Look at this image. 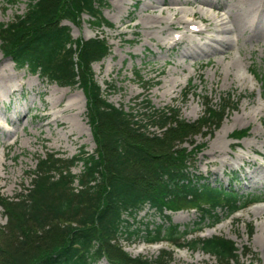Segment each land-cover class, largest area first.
<instances>
[{"label": "trees", "instance_id": "16d2710c", "mask_svg": "<svg viewBox=\"0 0 264 264\" xmlns=\"http://www.w3.org/2000/svg\"><path fill=\"white\" fill-rule=\"evenodd\" d=\"M27 1L22 14L0 22V51L17 69L83 91L95 148L71 157L56 152L38 155L35 168L28 172L30 185L13 197L0 196L6 217L0 226V264H95L101 258L108 264H171L172 249H161L153 257L131 256L119 242L141 232L131 227L146 206L167 222L152 227L147 223V242L166 240L178 248L199 249L217 264H254L240 259L239 248L224 236L188 240L187 230L165 213L194 208L200 228L205 220L219 221L217 209L231 214L258 199L212 186L189 167L197 154L192 137L207 125H220L230 94L218 107L204 102L202 116L192 122L182 119L177 109L151 108L148 101L146 121L133 119L103 97L94 79L92 63L110 51L106 39L74 38L64 23L80 24L87 15L91 27L113 28L102 13L107 0ZM261 96L264 99V82ZM148 124L161 132L149 131ZM243 133L234 135L240 138ZM78 165L79 172H73ZM241 253L246 257L249 249Z\"/></svg>", "mask_w": 264, "mask_h": 264}, {"label": "rangeland", "instance_id": "374dc122", "mask_svg": "<svg viewBox=\"0 0 264 264\" xmlns=\"http://www.w3.org/2000/svg\"><path fill=\"white\" fill-rule=\"evenodd\" d=\"M157 1L160 0H107L102 13L113 28H93L87 22V15L82 16L80 24L64 23L69 25L74 38L98 35L106 39L110 51L100 61L92 63L94 79L103 97L130 113L133 119L146 121L148 101L151 108L177 109L182 119L192 122L202 116L204 102L208 100L218 107L222 97L230 94V102L220 125H207L192 137L194 145H197L194 150L197 154L192 156L189 167L203 176L209 172L215 173L217 182L222 181L225 186L229 179L239 194L256 195L262 200L227 216L217 209L220 222L210 224L205 220L200 230L196 229L200 221L197 211L181 210L168 214L172 223H178L181 230H187V239L221 235L235 242L240 259L264 264V100L260 95L264 82V0H259L263 7L259 11L249 7L244 0H213L216 5H229V17L225 14L224 23L217 27L209 6L204 5L207 10L203 12L197 4L174 0L169 4L172 10H168L167 5L158 3L160 7L155 9V14L163 10L164 16L175 21L176 16L171 15L173 10H182L185 13L184 21L176 23L178 27L171 25L170 28L163 22L148 33L141 15L147 14L151 10L149 7L157 4ZM27 2L0 0V22H8L16 14H22ZM193 11H196L195 16L191 15ZM234 19L247 24L246 31L234 28L230 22H234ZM190 22L206 31L201 35L190 31L184 35V41L173 43L171 34L184 32ZM225 27L235 29L233 34L229 33L230 57L213 52L224 47L210 40V37L228 34ZM171 78L181 83L172 93L161 96L158 93L162 91L161 85ZM8 85L11 88H7ZM63 92L61 103L51 108L50 103ZM14 100L25 101L21 103L23 111L18 117L10 107ZM67 103L75 105L71 110L61 111ZM77 105L84 107L80 114L77 113ZM25 107L29 108L28 111ZM43 108L55 111L64 123H55L51 116L49 119L41 117ZM22 114L23 121L14 120L21 118ZM70 128L72 132L69 133ZM148 129L155 134L161 132L159 127L151 124H148ZM238 130H245V135L240 139L234 138V132ZM258 131L262 137L255 136ZM216 144L220 151L210 156ZM183 145L188 149L192 147L189 142ZM94 148L83 91L79 87L48 83L25 69H17L12 60L0 51V196L13 197L30 185L28 172L35 168L38 155L56 152L63 157H71L81 151L92 152ZM244 154L256 160L257 164L246 160ZM236 155L246 157L236 158ZM208 161L212 162L208 164ZM1 163H4V167ZM79 165L72 167V171L78 173ZM226 172L230 174L225 176ZM5 174L10 176L9 179L3 178ZM210 182L218 184L213 178ZM160 222L167 224L163 217L146 206L131 227L140 228L141 232L129 239L121 237L119 242L131 256L153 257L161 249H172L171 264H217L213 256L201 250L176 248L168 242L148 243L144 237L145 225L149 223L152 227ZM5 223L6 217L0 207V226ZM244 248L249 249L246 257L241 253ZM254 256L257 258L255 261L250 259ZM95 264L107 263L100 259Z\"/></svg>", "mask_w": 264, "mask_h": 264}, {"label": "bare ground", "instance_id": "6f19581e", "mask_svg": "<svg viewBox=\"0 0 264 264\" xmlns=\"http://www.w3.org/2000/svg\"><path fill=\"white\" fill-rule=\"evenodd\" d=\"M156 1V0H155ZM174 0H160L159 2L157 1V4H154L152 6H150L149 8L151 9L149 12H147V14H143L141 15V20L143 21V25H144V28L145 30L149 33L151 31H154L156 30L159 26H157V24H162L163 22H165L168 26L167 27H171V25H174L175 27H178L177 24H181L183 23L184 21V15L185 13L181 10V11H175L173 10L172 14L171 15H174L176 16V20L174 21H170V17L168 16H164V11L163 10H160V14H155L154 11L156 8H159L160 6L158 5V3H160V5H167V9L168 10H172V7L169 5V4H172ZM179 3H192V4H197L199 9L202 10L203 12H205L207 9L204 8L203 6L206 5V6H209L210 8H212L213 10V16L215 18V27L219 26L220 24H223L224 23V20H225V14H228L227 17H229V13H228V8H229V5L228 4H225V3H222L221 5H216L214 3L213 0H178ZM234 2V1H233ZM243 1H241L242 3ZM245 3H247L249 5V7H253L256 11H259V10H263V7L260 3L259 0H244ZM240 3V2H239ZM244 3V4H245ZM234 4V3H232ZM147 5V4H146ZM151 5V4H150ZM238 5V4H237ZM149 6V5H147ZM243 7V6H242ZM237 8V7H236ZM239 8V7H238ZM241 9V8H240ZM147 9H143L142 11H145ZM236 10V9H235ZM242 10V9H241ZM240 10V11H241ZM253 13V12H252ZM241 14V13H240ZM239 14V15H240ZM243 14V13H242ZM192 16H195L196 15V11H193L191 13ZM234 15H237L235 12H234ZM238 16V15H237ZM169 20V21H168ZM232 20V19H231ZM242 20H244L242 18ZM234 24V28L238 29V31H246V25L247 24H243L239 22V20H236L234 19V22L233 21H230ZM246 22V21H245ZM233 26V25H232ZM206 28V27H205ZM233 27L230 28V27H225V32H228V34L226 35H223V36H219L218 38H213V37H210V40L214 41L215 43L221 45L224 47V49L220 50V51H217L214 49L213 52L215 53H222L223 54V57H230V53L229 50L231 49L229 44H228V39L230 38L229 37V33L233 34L234 32V29ZM177 30V29H176ZM162 31V29H161ZM194 32L196 34H203V31H206V29H202V28H197L195 26V23L193 22H190L188 25H187V28L184 32L182 33H178V34H175L172 33L171 34V38H172V42L173 43H179V42H182L185 40V36L184 35H188V32ZM237 31V30H236ZM192 35V34H191ZM184 36V37H183ZM183 38V39H182ZM213 45V44H211ZM227 53V54H226ZM181 82L175 78H171V79H167L162 85H161V88H162V91L161 92H158L161 94V96H164L166 94H170L174 91L175 87H177ZM7 88H11L10 85H8ZM131 90V89H130ZM13 92V91H12ZM133 92V91H132ZM64 92L53 102H51V108L57 106L58 104L61 103L62 99H63V96H64ZM165 97V96H164ZM12 98V97H11ZM74 103H67L66 105H64V108L63 109H60L61 111H67V110H71L74 106H73ZM75 105V104H74ZM77 109H78V114L82 113L84 111V107L82 105H77ZM43 114L41 115V117H46V118H50V116L52 117V120L55 122V123H59V124H63L64 122L61 121V118L58 117V115L56 114L55 111H46L45 108H43L42 110ZM60 113V112H59ZM64 113V112H63ZM244 116L246 117V114L244 113ZM18 117V115H17ZM22 118L24 119V114H22L21 118H16L14 120H16L17 122H20L22 120ZM23 121V120H22ZM15 122V121H14ZM71 130V131H70ZM69 130V133L72 132V129L70 128ZM228 134V133H226ZM255 136L257 137H262V134L258 131L256 132ZM218 144V142H217ZM215 145L212 147L211 151H210V156H214V155H217L218 154V151H220L218 149V145ZM256 153V152H255ZM257 154V153H256ZM247 156V154H244ZM237 157L236 158H241V157H246V156H243V155H236ZM208 158V157H207ZM209 159V158H208ZM211 159V158H210ZM213 159V158H212ZM246 160H248L249 162H252V163H256L257 164V161L254 160V159H249V157L247 156ZM212 162V161H208V164ZM213 164V163H212ZM225 164V163H223ZM1 165L4 167V163H1ZM262 165V164H261ZM246 174V173H245ZM3 178H8L10 176L8 175H2ZM9 179V178H8ZM261 211V210H260Z\"/></svg>", "mask_w": 264, "mask_h": 264}]
</instances>
